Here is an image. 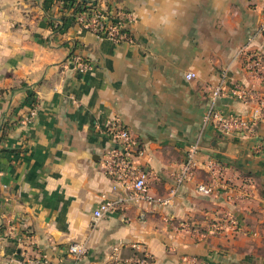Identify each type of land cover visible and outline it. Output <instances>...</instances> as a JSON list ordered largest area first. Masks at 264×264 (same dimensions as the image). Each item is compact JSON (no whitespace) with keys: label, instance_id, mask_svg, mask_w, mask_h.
<instances>
[{"label":"crops","instance_id":"obj_1","mask_svg":"<svg viewBox=\"0 0 264 264\" xmlns=\"http://www.w3.org/2000/svg\"><path fill=\"white\" fill-rule=\"evenodd\" d=\"M91 1L134 14L133 45L72 22L54 32L59 0H0V264H73V243L86 247L79 264H112L115 245L123 264L134 244L152 264H264V153L253 152L264 119L247 138L202 127L208 88L221 78L223 114H253L255 98H235V86L264 99V84L244 68L248 54L264 59V0ZM73 55L90 69L77 73ZM115 119L143 151L150 195L168 203L122 204L92 226L99 204L123 196L102 168L116 148L104 129ZM194 144L193 177L170 195ZM202 184L214 192L199 193ZM227 213L235 231L208 233Z\"/></svg>","mask_w":264,"mask_h":264},{"label":"built area","instance_id":"obj_2","mask_svg":"<svg viewBox=\"0 0 264 264\" xmlns=\"http://www.w3.org/2000/svg\"><path fill=\"white\" fill-rule=\"evenodd\" d=\"M60 4V3H59ZM67 10L66 15L70 14ZM74 23L80 28L92 33L97 38L108 39L114 43H126L133 45L134 40L131 34V27L135 23V16L127 10L112 11L101 8L93 1L86 6V9L74 17ZM259 32L264 34V13L259 27ZM244 68L259 82L264 84V59L260 55L252 53L245 56ZM71 66L77 73H84L90 69V66L79 56L71 57ZM186 80L195 78V74L187 72ZM224 79L221 78L219 83L208 88V98L210 101L209 109L202 118V127H211L215 131L222 134H235L243 138L254 136V125L260 119H264V99L256 98L252 93L246 91L240 86L233 88L232 94L235 98L241 101L253 100L255 98V108L250 118H244L236 114H223L215 107V101L224 92ZM34 115V110L30 109L28 120ZM116 144L102 163V168L112 183V189H119L123 196L116 200H104L99 206L92 211V226L98 220L107 214L116 210L122 204H158L166 205L168 198H155L150 195L149 179L151 172L139 164V158L143 151L138 146L137 142L132 138L128 129L119 120H112L104 128ZM198 145H192L187 153L184 162L174 176L175 187L170 190V195L175 194L177 188L189 181L194 174L197 166L196 153ZM256 154L264 153V138L261 139L253 148ZM205 167L210 173L214 167L213 160H207ZM197 191L203 195H211L214 192V186L198 185ZM185 231L194 232L197 236L202 235L195 227L182 226ZM236 224L234 218L230 214H224L220 219L212 221L207 228L208 233L234 232ZM23 239H19L21 243ZM120 245L112 247L108 256V261L112 264L118 263V250ZM134 252L131 259L124 261L123 264H152V256L145 250L134 244L131 246ZM68 253L73 258V264H79L86 254L84 244L73 243L68 247ZM35 264H49L46 259H38ZM181 264H196V260L190 257H183Z\"/></svg>","mask_w":264,"mask_h":264},{"label":"trees","instance_id":"obj_3","mask_svg":"<svg viewBox=\"0 0 264 264\" xmlns=\"http://www.w3.org/2000/svg\"><path fill=\"white\" fill-rule=\"evenodd\" d=\"M60 3V15L57 18H53L49 22L50 28L54 31L62 30L63 26L67 22L74 23V17L84 11L88 4H91V0H59ZM67 10H70V14L66 15ZM264 35V34H263ZM31 97L32 94H29ZM5 128H2V136L5 135Z\"/></svg>","mask_w":264,"mask_h":264}]
</instances>
